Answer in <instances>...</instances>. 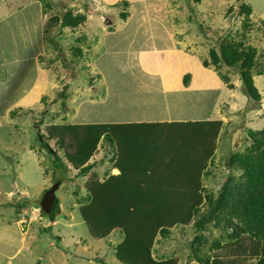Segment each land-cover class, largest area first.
<instances>
[{
  "label": "rangeland",
  "instance_id": "1",
  "mask_svg": "<svg viewBox=\"0 0 264 264\" xmlns=\"http://www.w3.org/2000/svg\"><path fill=\"white\" fill-rule=\"evenodd\" d=\"M96 1L99 3V8L93 0H0V21L3 18L0 34L5 37L0 38V264H120L114 256L115 247L122 240L119 229L113 227L103 234L99 232L92 235L85 218L82 219L80 215L84 209L81 202L85 200V189L92 190L95 176L91 172L79 175L77 170H73L69 163L75 159L71 158L72 153L70 154L67 149L65 151V148L60 150L61 153L57 151L56 157L45 154L44 151L39 154V150L46 146V143L38 136L34 126L39 118H44L42 111L47 109L50 111L47 117L52 118L50 129L54 128V130H46L54 136L53 139L64 136L66 141V137L69 140L70 135L63 126V117L67 115L63 108L65 111H70L71 105H76L73 115L69 118L70 122L77 120L78 123H92V119H88L89 116H99L104 119L103 116L115 115V120L125 121L121 115L129 111L130 107L148 105L150 82L146 80L141 86L143 100L130 98V87H126L124 91L121 89L122 86L113 85L108 100L100 101L107 93L103 80V76L107 77V72L104 74L102 67L92 63L102 54L106 43L123 42L118 51V61H129L125 66L138 67L127 72L126 77L130 79L124 83V86L130 85L146 69L153 68L157 71L145 75L161 78L164 76L160 72L161 67L171 66L178 72L189 73L190 79L195 80L197 84L203 80L207 82L203 86L207 99L205 104L188 103L196 99L192 93L196 87H192L182 93L179 91L181 94H178V97L181 100L178 101V105L188 107L190 111L198 113L200 118H219L224 120L225 124L228 121H236L238 126L242 118L244 127H239V132L242 131L241 137L248 128H253L252 123L255 126L257 121H260L259 126L264 125L262 111L254 109V100L251 97L239 94L236 89L227 91L224 88L214 89V86L219 85L216 71L210 66L211 64L207 68L202 67L197 56L198 52L205 50L204 42L206 38L212 37L215 29L213 22L218 23L223 19L226 7L232 6L236 9L239 2H243L251 8L254 17L262 25L264 0H188L187 2L181 0L185 8L184 12L174 11L176 0ZM122 1H126L129 5L121 3ZM83 3L84 7L81 6ZM90 3L92 7L89 6ZM65 4L69 5L73 18L81 17L80 23L76 24L63 14L62 5ZM45 5L48 8L46 12L43 10ZM190 7L191 19L187 26L191 29L188 30L185 28L188 22L186 14ZM233 16L234 14L231 15V22H234ZM53 17H57L55 23L50 22ZM225 18L224 25L227 26ZM185 19L187 21H184ZM176 22L184 25L183 31H178V33L183 32L184 37L176 33ZM178 36L183 38V44L176 40ZM249 36L252 38L249 42L257 45L261 50L264 46V34L254 31ZM20 38H26L27 41L28 38H40V42L36 39L32 40L33 48L25 53L14 48V44ZM128 38H133V41H128ZM189 38H192V41L186 51L183 47L184 44L189 45ZM128 48H134L135 51L125 52ZM33 51H36L35 55ZM110 54L114 53L110 52ZM128 54L129 57L126 58ZM5 65L13 71H5ZM123 65L118 63L114 67H123ZM99 72L103 73L100 79L97 77ZM262 72L253 77L256 92L260 95L264 87V70ZM73 75L75 77L72 78ZM50 78L54 79L53 87L49 84ZM35 82L45 83V87L28 93V89L34 87ZM180 82L176 79L174 84L179 85ZM93 87L91 96L96 102L91 103L89 100V103H78L77 98L86 95ZM61 91L66 94L68 102L63 108L56 98ZM37 93L38 98L31 101ZM162 93L158 84V89L153 94L157 96ZM247 102H251V110L243 107ZM261 102H264V99ZM125 117L128 120L130 118L129 115ZM147 123H157L156 132L154 127L141 125L138 128H145L147 136H138L132 132L134 127L127 129L123 127L120 128L122 130L119 131L118 140L124 144L123 148L127 152H132L136 144L140 146L141 139L148 140L149 143H153L154 152L151 157L154 158L160 155L158 150L160 145L163 147L172 138L166 133L170 123ZM39 125L43 131L47 124ZM48 132L45 131V136L51 137ZM129 142L134 143L131 148L127 147ZM245 143L241 142V145ZM239 144L237 135L232 143L229 142L228 136H218L213 160L206 163L201 176L202 195L210 192L217 194L228 172L226 163L228 151L231 148H238ZM71 145L69 143L67 148L69 149ZM176 149L179 147L177 146ZM110 152L112 149L105 147L98 151L99 154L92 155L89 159V163L94 160L101 165L97 168L100 174L106 166H112L109 162ZM64 154L68 155L69 163L66 162ZM133 162L135 163L134 160ZM127 163L128 160L122 166L131 165ZM114 165L118 166L117 163ZM66 166L70 169L66 170ZM119 167L112 168L108 174L121 175ZM159 167H156L153 159L152 165H145L143 170L141 169L142 172L135 174L127 172L129 176L126 174L124 179L133 185V189L136 185L146 189L145 179L148 173L153 169L170 168V164L165 161ZM174 167L172 165V168ZM235 174L237 175L236 172ZM4 176H7L9 181L5 180ZM98 178L99 182L103 183L102 175ZM56 179L61 181L60 187L55 191L62 214L51 220L41 216L39 208L34 203L42 200L43 193L39 191L47 192L46 187L51 186ZM120 186L119 184L118 190ZM106 194H110V190ZM152 196L155 201H160L158 193L154 195L152 193ZM29 198V201L18 204L21 215H14L16 202ZM109 199L110 195L103 202H109ZM182 200V196L178 194L175 196V201L182 203ZM201 205L202 209L199 211L204 212L207 205L204 201ZM5 206L7 211L2 213ZM88 220L92 221L90 217ZM191 227L192 224L189 223L175 226L170 229L166 237L157 235L158 245L154 244L157 257L174 260L176 264H197L190 256L194 237ZM218 229L210 227L201 233L204 236H217ZM233 244H229L225 239L222 244L223 250L218 252L213 250L211 256L225 261V264H231L235 249ZM247 245L253 250L249 251L250 254L244 264H255V253L260 250V243L253 247L249 243ZM228 255L231 256L230 259Z\"/></svg>",
  "mask_w": 264,
  "mask_h": 264
},
{
  "label": "trees",
  "instance_id": "2",
  "mask_svg": "<svg viewBox=\"0 0 264 264\" xmlns=\"http://www.w3.org/2000/svg\"><path fill=\"white\" fill-rule=\"evenodd\" d=\"M121 3L128 5L126 1ZM62 6H64L63 14L67 19L75 21L76 24L81 22L80 16L73 18L68 4ZM81 6L84 7V3ZM184 9L183 2L176 0L174 11L184 12ZM234 9L232 6L226 7L223 19L218 23L213 22L215 29L212 37L206 38L205 50L198 52L197 56L202 67L207 68L211 64L210 66L216 71L219 90L236 89L239 94L251 97L254 100V109L261 110L264 116V108H262L264 102H261L264 99V87L260 95L256 92L253 83V77L263 73L264 70V46L260 50L257 45L249 42L252 39L249 35L254 31L264 34V23L261 25L254 17L251 8L243 2H239ZM43 10L44 12L48 10L46 5ZM191 11L190 7L186 14L188 22L185 28L188 30L191 29L187 26L191 19ZM233 14L234 22H231ZM224 18L227 26L224 25ZM56 21L57 17H53L50 22ZM175 28L176 33L183 36V32L178 33V31H183L184 25L176 22ZM204 32L207 35L206 31ZM181 36H178L176 40L183 44ZM188 41L189 45L184 44L183 47L186 51L190 48L192 38ZM182 73L181 83L183 87H186L189 84L190 74ZM172 76L175 74L172 73ZM56 98L61 102L62 108L63 105L68 104L64 92L61 91ZM92 98V96L88 97V99ZM75 106L71 105L70 111H65L63 108V111L67 112V115L63 117V126L70 135L69 140L66 137V141L64 136L53 139L54 136L46 130H54V128L50 129L52 118L47 117L50 111L47 109L42 111L44 118L41 117L34 123L38 136L46 143V146L39 150V154L44 151L45 154L56 157V152L65 148V151L67 149L70 154L72 153L71 158L75 159L70 162L68 155H63L67 159L66 162H70L69 166L73 170H77L79 175L93 173L95 185L91 191L85 189V200L81 202L84 209L80 215L82 219L85 218L92 235L99 232L103 234L113 227L119 229L122 240L115 247L114 256L120 264H176L174 260L157 257L154 244L158 245L157 235L166 237L171 228L188 223L192 224L190 230L194 236L190 256L196 260L197 264H225V261L211 256L213 250L214 252L223 250L222 244L225 239L229 244L237 242L233 244L235 249L231 264L245 263L252 249L247 243L252 247L260 243V250L255 253V264H264V125L259 126L260 121L255 124L257 128L252 123L253 128H248L243 137H241L242 131L239 132V127H244L242 118L238 126L236 121H228L225 124L224 120L219 118L170 123L166 133L172 138L163 147L160 145L158 149L160 155L152 158L154 146L148 140L141 139L140 146L136 144L132 152H127L118 138L119 131L122 130L120 128L123 127L126 129L134 127L133 133L146 137V129L138 127L141 125L154 127L156 132L157 123H78L77 120L70 122L69 118L73 115ZM251 106V102H247L243 107L251 110ZM38 123L47 124L44 126L45 130L42 131ZM45 131L51 137L45 136ZM221 135L228 136L230 143L237 135L240 146L228 151L226 160L228 172L217 194L210 192L202 195L201 176L206 163L213 160L215 142ZM241 142L246 143L241 145ZM61 143L64 145L60 146ZM69 143L72 145L68 149ZM132 145L134 143L129 142L127 147L131 148ZM177 146L179 149H176ZM105 147L112 149L109 158L112 166H106L100 174L97 168L101 165L94 160L89 163V159ZM153 159H155L156 167L168 161L170 168L153 169L145 179L147 188L143 189L136 185L133 189V185L124 179L127 172L131 174L142 172L145 165H152ZM126 160H128L127 164L131 163V165L122 166ZM172 165L175 167L172 168ZM116 167H119L121 175L108 174L112 168ZM129 167H131L130 170ZM69 169L66 166V170ZM52 175L54 176V172ZM100 175L104 178L103 183L99 182ZM3 178L8 180L7 176ZM60 183L61 181L56 179L51 186L46 187L47 192L39 191L43 193L42 200L34 205L39 208L41 216L55 220L62 214L60 202L56 196ZM119 184L120 190H118ZM109 190L110 194L107 195ZM152 193L153 195L158 193L160 201H155ZM177 194L182 196V203L175 201ZM109 195V202H103ZM29 200L30 198L16 202L14 215H21L18 204ZM202 200L207 205L204 212L199 211L202 209ZM6 211L5 206L2 213ZM85 216L90 217L92 221L89 222L88 217ZM210 227L219 228L217 236H204L201 233ZM230 258L231 256L228 255V259Z\"/></svg>",
  "mask_w": 264,
  "mask_h": 264
},
{
  "label": "crops",
  "instance_id": "3",
  "mask_svg": "<svg viewBox=\"0 0 264 264\" xmlns=\"http://www.w3.org/2000/svg\"><path fill=\"white\" fill-rule=\"evenodd\" d=\"M93 1L96 7L99 8V3L96 0H93ZM89 6L92 7L91 3L89 4ZM2 20L3 18L1 19L0 24L2 23ZM0 38H5V37L0 34ZM35 39L36 41L38 40L40 42V38H33V39L28 38V41L26 40V38H20V40L16 41V43L14 44V48L19 51L22 50L25 53H28L33 48L34 42L32 40H35ZM132 39L133 38H128L127 40L133 41ZM122 44L123 42L106 43L103 46L102 54L92 63V65L102 67L104 74L107 72V77L103 76L102 72H99V74H97V77L99 79L102 78L103 76V80L105 82L106 90H107L106 95L100 101L108 100L109 95H110L109 92L111 91L113 85H117V86L119 85L120 87L122 86L121 89H123L124 91L126 90V87H130L131 89L130 98L136 97L139 100H143L144 95L142 93L141 86H143V81L146 80L150 82V87L148 88V91H149L148 105H146L145 107H139V106L130 107L129 111L121 115V117H123L125 121L115 120V115L103 116L104 119H101L102 117H99V116H89L88 119H92V123H128V124L147 123V122H160V123H171L172 122L173 123V122H187V121L196 122V121L208 119V118H205V119L200 118L198 113L190 111L188 107L186 108L182 105H178V101L181 100L179 99L178 94H181L184 90H187V89L190 90V88L192 87H196V90L192 91L196 99L188 103H191L192 105H197L200 103L205 104L207 102V99L205 98L206 94L203 92V86H205L207 82L203 80L199 84H197L195 80L190 79L189 84L186 87H183L181 82L179 83V85H177V83L174 84V81L176 79L181 81L183 73L176 71V69L171 66L161 67L160 72L164 75L161 78L160 77L158 78L149 77L145 75V73L153 74V73H156L157 71L153 68L146 69L145 71H143L144 73L142 72V74L139 75L136 79H134V81H132L130 85L124 86V83H126L127 80L130 79V77H126L127 72L130 69H134L138 67L132 66V65L125 66L129 61H124V60L118 61L117 59V56L119 54L118 51H119V48L122 46ZM76 49H77V46H76ZM129 51L134 52L135 49L128 48L126 49L125 52H129ZM110 52H113L114 54H110ZM35 53L36 51H33V55H35ZM128 57H129V54L126 58ZM126 58L123 57V59H126ZM118 63L124 64L123 67H114ZM111 67L113 68L110 69ZM6 70H9L11 72L13 71L12 68H7V66H6L5 71ZM207 72L208 71H205V73ZM21 73H26V72H21ZM172 73L175 74V76H172ZM42 74L48 75V73H45V72H42ZM49 74L52 75V73H49ZM12 79L13 78H11V80ZM120 79H123V81H118ZM49 84L52 87L54 86L55 82L53 78H50ZM158 84H160V87L163 93L155 96L153 92L158 89ZM44 87H45V83L37 84V82H35L34 87L28 89V93L30 91L41 90ZM94 87L92 88L91 91L87 92L86 95H83L80 98H77L78 103H86V102L89 103V100L91 101V103L96 102L93 100V98L88 99V97L92 95L94 91ZM215 88H218V86H214V89ZM192 93H189V94H192ZM36 98H38V93L33 99H31V101H34ZM215 100H216V97H215ZM209 102H212V101H209ZM175 112H179V113L176 114ZM126 115L130 116L129 120L125 117Z\"/></svg>",
  "mask_w": 264,
  "mask_h": 264
}]
</instances>
